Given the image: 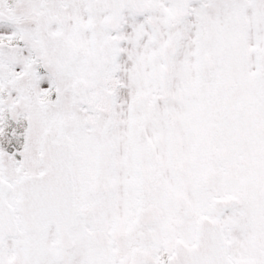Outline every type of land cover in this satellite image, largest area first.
I'll return each instance as SVG.
<instances>
[{
  "label": "snow or ice",
  "instance_id": "1",
  "mask_svg": "<svg viewBox=\"0 0 264 264\" xmlns=\"http://www.w3.org/2000/svg\"><path fill=\"white\" fill-rule=\"evenodd\" d=\"M0 264H264V0H0Z\"/></svg>",
  "mask_w": 264,
  "mask_h": 264
}]
</instances>
